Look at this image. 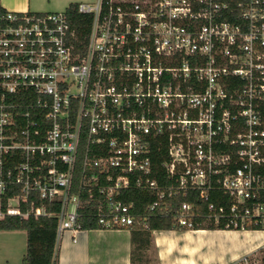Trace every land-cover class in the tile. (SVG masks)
Segmentation results:
<instances>
[{
    "label": "built area",
    "instance_id": "built-area-1",
    "mask_svg": "<svg viewBox=\"0 0 264 264\" xmlns=\"http://www.w3.org/2000/svg\"><path fill=\"white\" fill-rule=\"evenodd\" d=\"M230 1L79 3L83 53L65 10L0 12V222L54 216L58 239L85 208L101 230H191L174 201L195 192L205 221L264 231V0Z\"/></svg>",
    "mask_w": 264,
    "mask_h": 264
},
{
    "label": "crops",
    "instance_id": "crops-1",
    "mask_svg": "<svg viewBox=\"0 0 264 264\" xmlns=\"http://www.w3.org/2000/svg\"><path fill=\"white\" fill-rule=\"evenodd\" d=\"M46 1L0 0V8L10 12L44 13L51 6L49 0ZM70 2L72 0H56L62 6ZM19 233L25 236L26 248L24 231H0V238ZM259 233V239L253 237ZM133 238L132 232L127 230L91 229L64 232L56 241L57 263L236 264L244 257L261 252L264 247V231L156 230L151 232L147 249L135 254L132 261ZM4 243L0 245V264H9L14 259V247Z\"/></svg>",
    "mask_w": 264,
    "mask_h": 264
},
{
    "label": "trees",
    "instance_id": "trees-1",
    "mask_svg": "<svg viewBox=\"0 0 264 264\" xmlns=\"http://www.w3.org/2000/svg\"><path fill=\"white\" fill-rule=\"evenodd\" d=\"M230 2V6L234 7L235 3H232L233 1ZM0 12H2L1 8ZM65 12L68 15L71 26L75 30L77 41L79 42L78 45H76V48L79 49L80 53H83V46H85L87 43V37L91 27V16L79 14L77 12V4H69L66 7ZM228 20L231 22L234 21V19L230 17ZM163 154L164 152H162V156ZM153 161H155L156 164L161 161V158H154ZM164 177V172L161 169H158L153 174V178H155L160 183L165 182ZM216 195L217 193H213L211 195L212 201L227 205V200L223 197L216 201ZM123 199L125 203H129L131 201L134 202L135 210L138 213H143L145 207L152 201L151 197L137 191H131L130 193L126 194ZM174 202L178 205L182 202L193 204L194 211L197 214V217L194 219V226L192 228L193 230H230V228H224L223 224L215 225L209 222L206 224L207 221H205V215L207 214V205L199 198L197 193H190L186 196V198L178 197ZM48 211L51 213H56L58 211L57 205L52 204L49 206ZM95 216L96 215L92 210L85 208L77 209V224L79 225L80 230L99 229L98 225L96 224ZM143 224H145L144 228L139 226L131 231L132 238L136 237L132 240V244H134L131 254L132 261L135 257V254L147 249L152 231L185 230L173 226L171 220L165 216H148L143 221ZM56 228L57 220L54 216L39 217L37 219L29 218L28 220L8 218L5 221L0 222V231L25 232L26 248L21 264H58L56 254ZM246 230L259 231L261 228L258 226H253L247 227Z\"/></svg>",
    "mask_w": 264,
    "mask_h": 264
},
{
    "label": "rangeland",
    "instance_id": "rangeland-1",
    "mask_svg": "<svg viewBox=\"0 0 264 264\" xmlns=\"http://www.w3.org/2000/svg\"><path fill=\"white\" fill-rule=\"evenodd\" d=\"M46 2H48V1H46ZM49 2L51 3V6L48 8V10L46 12H44L46 14L47 13L62 12L69 5V4H67L66 6H62V4H57L56 0H49ZM95 2H96V0H72V2H70V4H79V3L94 4ZM32 13H37V12H32ZM207 223L208 222H206V224ZM259 231H261V230H259ZM253 237L259 239L261 237V234L259 233L257 236L254 235ZM3 241H5V243ZM1 243L7 244L8 246H11V247H14V250H13L14 259L13 260L11 259L9 264H21V257H22V254L24 253V250H25V236H24V234L19 233V234H15V235H10L8 238H2V239L0 238V245H1ZM262 249H264V247H262ZM259 254H260V252L257 251L255 253L251 254L249 257L258 256Z\"/></svg>",
    "mask_w": 264,
    "mask_h": 264
},
{
    "label": "bare ground",
    "instance_id": "bare-ground-1",
    "mask_svg": "<svg viewBox=\"0 0 264 264\" xmlns=\"http://www.w3.org/2000/svg\"><path fill=\"white\" fill-rule=\"evenodd\" d=\"M236 231V230H235ZM239 231H247V230H239ZM249 231V230H248ZM250 231H252V230H250Z\"/></svg>",
    "mask_w": 264,
    "mask_h": 264
}]
</instances>
